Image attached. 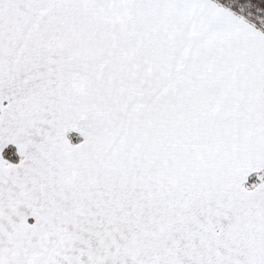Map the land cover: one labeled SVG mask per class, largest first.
I'll use <instances>...</instances> for the list:
<instances>
[{
    "label": "snow or ice",
    "instance_id": "snow-or-ice-1",
    "mask_svg": "<svg viewBox=\"0 0 264 264\" xmlns=\"http://www.w3.org/2000/svg\"><path fill=\"white\" fill-rule=\"evenodd\" d=\"M0 264H264V0H0Z\"/></svg>",
    "mask_w": 264,
    "mask_h": 264
}]
</instances>
